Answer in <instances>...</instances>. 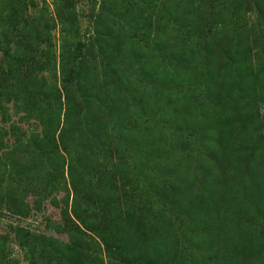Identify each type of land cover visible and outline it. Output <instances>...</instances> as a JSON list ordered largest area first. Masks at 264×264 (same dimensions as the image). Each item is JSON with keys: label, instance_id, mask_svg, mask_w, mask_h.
<instances>
[{"label": "rangeland", "instance_id": "obj_1", "mask_svg": "<svg viewBox=\"0 0 264 264\" xmlns=\"http://www.w3.org/2000/svg\"><path fill=\"white\" fill-rule=\"evenodd\" d=\"M193 1L0 0V58L16 51L6 65L42 90L0 93V264H264V0H214L225 30L214 15L193 28ZM35 23L47 41L25 46ZM248 58L257 93L227 96ZM58 113L60 156L37 158Z\"/></svg>", "mask_w": 264, "mask_h": 264}, {"label": "trees", "instance_id": "obj_2", "mask_svg": "<svg viewBox=\"0 0 264 264\" xmlns=\"http://www.w3.org/2000/svg\"><path fill=\"white\" fill-rule=\"evenodd\" d=\"M187 3H188V1H187ZM183 5H185L184 8H186V4H183ZM102 7H103V5H101V11L100 12H102ZM183 14L187 15V17H188L187 22L192 20L190 22L192 23L191 25H193V28H196V27L200 26V24H203L204 22L202 21V19L200 20V17H202V16L206 17L207 15H208V17L214 15V17H216V19H218V21H216L218 23L217 24L218 29L220 28L222 30V29H224V27L225 28L227 27V20H228V18H227V14H228L227 5L225 8V11H223L222 8L217 9V6H216V3L214 0H196V1L190 2V5L188 6L187 11ZM191 15H193L194 17H198V18L190 19L189 17H191ZM99 16L100 15H98V14L95 15V18L97 19V21L100 18ZM224 18L226 21L224 20ZM58 20H59L60 25H62V27H63V25H65L64 24V20H65L64 17H62L61 19H58ZM201 26H204V25H201ZM38 27L40 28L41 26L40 25L38 26L36 23H35V26H26L24 24L21 32H24V30L27 32L25 36L22 34L25 46H28V43L29 44L33 43V45L34 44L37 45V44H40L41 42H43L44 40L47 41V39H45V37L40 36V30H38ZM95 34L98 35L97 36L98 38L100 37V33H99L98 28L95 30ZM6 38H7L6 36H3V39L6 40ZM8 53L9 54L6 53L3 57L0 58V65H2V66H0V68L1 67L5 68V69L0 71V93L1 94H4V93L10 94L11 96H14L16 99L18 97L20 100L23 99L25 104L31 105L30 101L33 98V94H31L33 92L32 90H34V92H35V88H37L38 92H42V90L39 89L37 87V85L33 84V82H34L33 77H31V75H29V76L26 75V73L24 71H22V70H24L22 67H21V69L15 70V68H13L12 65H6V63H7L6 59L8 58V56L9 55H16V51H14V52L10 51ZM223 53L225 55L224 56V60H225L224 62H228L227 61L228 56L226 55V52H223ZM187 54H189V53L188 52L182 53V55H185V56H187ZM65 55H66V52L62 50L60 57H59L60 60L58 61V67H59L60 73L63 75V77H65V79L64 78L63 79L68 82V80H69L68 79V71H67L66 64H65L67 59H66V61H64V59L67 57ZM34 56H36V54H34ZM205 56L208 57L207 54ZM36 57L41 58V53L39 55H37ZM186 59L192 60V55L189 54V56ZM33 60L35 61V59H33ZM43 60H41V64H43V65L47 64L50 67L49 68H45V67L43 68L42 67V69L44 70V72H47V74L52 76L53 75V64H54V70H55V65H56V55L52 52H50V53L47 52L44 54ZM30 62H31L30 58L25 57L24 60H22L21 65L24 67H27V66H30V64H29ZM107 62H109V61H107ZM205 62H207V60H205ZM246 65H247L246 72H241L238 75V78L241 77L240 81H238V82L234 81V83H238L237 85H234L235 86V92H233V93L229 92L227 96H231L234 93L235 94L237 93L238 95L241 96V94L244 95L245 92H248V93H245V94H247V96H251V95H254L257 93V88L261 84L260 82L259 83L258 82L256 83L255 81L253 82V79H252V82H253L252 86L251 87L247 86V82L250 80L248 78V76L251 73L248 69L249 65H250L249 58L246 61ZM117 73H118V71H117ZM206 73H208V70L204 73L205 75H203V76H204V79L206 80V82L210 85L209 86V94L212 97V95L214 93H219V92H214V91H216L217 78L216 77H214V78L209 77L206 75ZM185 74H186L185 77H189V75H190V74L186 73V71H185ZM78 77L79 76L77 74V71H75L74 79H73V76H72V79L75 80ZM209 80H211V81H209ZM225 82L227 84V81H225ZM238 87H240V89ZM24 88H26V89L23 90ZM47 92L48 91L46 90L43 92V94H47ZM259 93L262 95L261 90H259ZM213 96H216V94ZM43 97H45V96H43ZM47 98H49V97L46 96V98H42V99H47ZM32 106H34V105H32ZM212 112L217 113V109L215 110V106H213ZM59 114L60 113H58L57 116H54L53 114L46 115L45 117L42 118V120H41L42 134H44L45 137H48V138L47 139H40L41 143H37V145H36L37 150L35 151L37 158L38 157L44 158L46 160V159H49L50 154H51V158L60 156L59 153H57L53 150V148L56 146V143L53 144L51 141V137L53 135V134H51V132H52L51 130L53 128L54 122L59 124V116H60ZM62 119H63V121H62V129L61 130L63 132H61V136H60L61 142H62V135H63L64 131L68 130V128H70L71 120L73 119V116L70 112L69 107H68V110L65 113H63ZM210 119H211V117L208 120H210ZM60 146L62 147V143L60 144ZM37 152H39L41 154L37 155ZM223 168L226 171L237 170L238 173L240 172V174H242V169L241 168L235 169L232 164L231 165L229 164V166L223 165ZM248 169L250 171V168H248ZM247 176H250L249 177V182H250L249 186H251V188L255 189L254 193L255 192L257 193V196L255 197V199H252L250 201L249 206H252L253 202L256 201L260 197L259 193H260L261 187L259 185L260 183H258V181L255 179V176L253 173H248ZM243 192H244V189L237 187V191H236L237 194H234L235 199L237 200V198H239V200H241L242 203L244 202V200H242L243 199V196H242ZM242 209H243V211L247 212V208L245 209L244 206H242ZM85 227L86 226L83 225L81 222V225H79L80 230L82 228H85Z\"/></svg>", "mask_w": 264, "mask_h": 264}]
</instances>
